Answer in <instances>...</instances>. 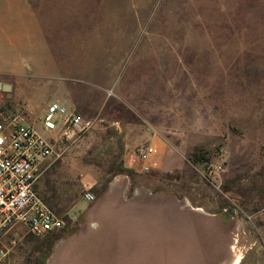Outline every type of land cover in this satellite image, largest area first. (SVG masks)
I'll return each instance as SVG.
<instances>
[{
    "label": "rangeland",
    "instance_id": "obj_1",
    "mask_svg": "<svg viewBox=\"0 0 264 264\" xmlns=\"http://www.w3.org/2000/svg\"><path fill=\"white\" fill-rule=\"evenodd\" d=\"M53 101L94 122L71 139L54 132L58 155L37 184L78 221L43 236L16 226L0 264H106L101 244L60 241L113 181L125 183L123 196L234 209L264 225V0H0V114L44 131ZM150 142L158 151L142 171L135 148ZM208 163L220 166L212 176ZM101 205L94 218L105 207L116 217L107 228L142 233L144 260L171 264L194 235L167 202ZM123 264H135L132 253Z\"/></svg>",
    "mask_w": 264,
    "mask_h": 264
},
{
    "label": "built area",
    "instance_id": "obj_2",
    "mask_svg": "<svg viewBox=\"0 0 264 264\" xmlns=\"http://www.w3.org/2000/svg\"><path fill=\"white\" fill-rule=\"evenodd\" d=\"M94 122L53 101L43 116V130L20 114H0V263L8 255L12 230L23 225L36 236L61 231L78 221V215L57 213L44 199L37 184L43 177L47 161L56 157L58 140L54 132L60 130L65 139H71L91 129ZM157 144L139 143L135 157L142 161L141 170L149 171L157 154ZM220 166L208 163L206 174L212 176ZM83 199L96 200L91 190ZM14 242V240L12 241Z\"/></svg>",
    "mask_w": 264,
    "mask_h": 264
},
{
    "label": "crops",
    "instance_id": "obj_3",
    "mask_svg": "<svg viewBox=\"0 0 264 264\" xmlns=\"http://www.w3.org/2000/svg\"><path fill=\"white\" fill-rule=\"evenodd\" d=\"M124 184L113 181L105 196L86 208L84 227L64 236L60 242L69 238H85L89 246L101 244V250L106 254V264H123V256L127 253H132L135 264H166L165 261L162 262L160 254L155 256L152 253L143 259V242L137 239L142 236L139 231L107 228V224L113 222L116 217L109 216L105 212L106 207L100 220L93 217L95 211L102 209L101 203L105 204L106 201H110L114 207L132 206L144 201H162L171 204L172 211L188 218V223L193 227L194 235L190 239L185 236L184 250L173 252L171 264H179L176 263L179 261L182 262L180 264H233L238 254H241L238 264H264V225L257 226L252 220L246 222L237 212H233L234 209L208 213L196 208L180 207L179 203L170 197L123 196ZM86 227H89V230H85Z\"/></svg>",
    "mask_w": 264,
    "mask_h": 264
},
{
    "label": "trees",
    "instance_id": "obj_4",
    "mask_svg": "<svg viewBox=\"0 0 264 264\" xmlns=\"http://www.w3.org/2000/svg\"><path fill=\"white\" fill-rule=\"evenodd\" d=\"M196 160L206 159L203 153L194 154Z\"/></svg>",
    "mask_w": 264,
    "mask_h": 264
},
{
    "label": "water",
    "instance_id": "obj_5",
    "mask_svg": "<svg viewBox=\"0 0 264 264\" xmlns=\"http://www.w3.org/2000/svg\"><path fill=\"white\" fill-rule=\"evenodd\" d=\"M4 88H5V90H9L10 89V86L8 84H5L4 85Z\"/></svg>",
    "mask_w": 264,
    "mask_h": 264
},
{
    "label": "bare ground",
    "instance_id": "obj_6",
    "mask_svg": "<svg viewBox=\"0 0 264 264\" xmlns=\"http://www.w3.org/2000/svg\"><path fill=\"white\" fill-rule=\"evenodd\" d=\"M237 260V259H236ZM238 262V261H237Z\"/></svg>",
    "mask_w": 264,
    "mask_h": 264
}]
</instances>
